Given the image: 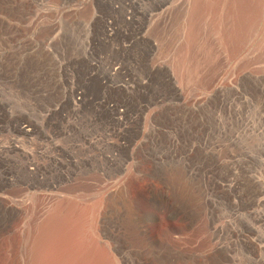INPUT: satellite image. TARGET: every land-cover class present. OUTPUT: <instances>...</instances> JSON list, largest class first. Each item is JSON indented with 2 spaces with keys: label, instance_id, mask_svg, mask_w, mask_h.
I'll list each match as a JSON object with an SVG mask.
<instances>
[{
  "label": "rangeland",
  "instance_id": "1",
  "mask_svg": "<svg viewBox=\"0 0 264 264\" xmlns=\"http://www.w3.org/2000/svg\"><path fill=\"white\" fill-rule=\"evenodd\" d=\"M263 192L264 0H0V264H264Z\"/></svg>",
  "mask_w": 264,
  "mask_h": 264
},
{
  "label": "bare ground",
  "instance_id": "2",
  "mask_svg": "<svg viewBox=\"0 0 264 264\" xmlns=\"http://www.w3.org/2000/svg\"><path fill=\"white\" fill-rule=\"evenodd\" d=\"M264 193V192H263ZM263 202V201H262ZM260 214H262V213H260ZM256 218H258V217H256ZM264 222V221H263ZM251 230V229H250ZM252 231V230H251ZM250 233H253V232H250ZM215 237V236H214ZM213 237V238H214ZM250 241V240H249ZM256 242V241H255ZM258 243V242H257ZM218 245V244H217ZM213 246V245H212ZM255 247V246H254ZM259 247H261V246H259ZM212 248V247H211ZM252 248V247H251ZM262 248H263V250H264V246H262ZM214 249V248H213ZM261 252V251H260ZM261 254H263V253H261ZM208 259V258H207Z\"/></svg>",
  "mask_w": 264,
  "mask_h": 264
}]
</instances>
